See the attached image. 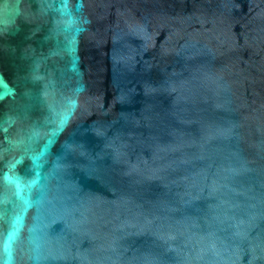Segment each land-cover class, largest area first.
<instances>
[{
    "label": "water",
    "instance_id": "1",
    "mask_svg": "<svg viewBox=\"0 0 264 264\" xmlns=\"http://www.w3.org/2000/svg\"><path fill=\"white\" fill-rule=\"evenodd\" d=\"M0 264H264V0H0Z\"/></svg>",
    "mask_w": 264,
    "mask_h": 264
}]
</instances>
